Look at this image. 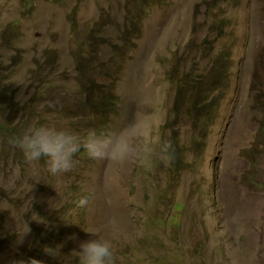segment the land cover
Listing matches in <instances>:
<instances>
[{
  "label": "rangeland",
  "instance_id": "obj_1",
  "mask_svg": "<svg viewBox=\"0 0 264 264\" xmlns=\"http://www.w3.org/2000/svg\"><path fill=\"white\" fill-rule=\"evenodd\" d=\"M212 2L0 0V264H80L87 230L115 264H264V0H219L209 16ZM205 38L230 74L193 143L183 113L174 124V64H208ZM100 83L116 94L102 131L137 128L164 151L116 162L81 150L56 175L27 160L13 139L30 126L95 129Z\"/></svg>",
  "mask_w": 264,
  "mask_h": 264
},
{
  "label": "clouds",
  "instance_id": "obj_2",
  "mask_svg": "<svg viewBox=\"0 0 264 264\" xmlns=\"http://www.w3.org/2000/svg\"><path fill=\"white\" fill-rule=\"evenodd\" d=\"M27 160L43 159L51 174H61L71 170L75 165L74 157L84 150L94 160H112L125 162L146 155H159L156 146L145 144L137 128L106 129L102 132L89 130L81 136L71 130L46 124H36L27 128L13 139ZM169 149L171 146H168ZM87 198L81 201L86 204ZM89 238L79 242L78 254L80 264H115L111 242L100 238L97 233L87 230ZM30 264H41L31 260Z\"/></svg>",
  "mask_w": 264,
  "mask_h": 264
},
{
  "label": "trees",
  "instance_id": "obj_3",
  "mask_svg": "<svg viewBox=\"0 0 264 264\" xmlns=\"http://www.w3.org/2000/svg\"><path fill=\"white\" fill-rule=\"evenodd\" d=\"M29 5H32V0H27ZM137 4L146 3L149 0H136ZM219 6V0H213L212 3L206 5V9L209 16L212 15L213 9ZM142 11L138 8L136 12H132V17L136 19ZM216 13V12H214ZM222 27H219L221 29ZM209 40L205 38L199 45L192 43L190 39L185 47L183 53L179 54L177 58H181L186 52L196 46V49L201 53H205V57L209 58L208 64L205 63L202 67L196 56H190L189 65L181 66L180 62L174 64V82L176 84V92L174 98V124H178L181 119L185 117L190 125V130L194 132L193 143L200 140L204 132H207V128L213 123L219 104L224 97L222 89L229 82V68L226 61V57L221 53L212 55L209 44ZM88 52L94 56V45H92ZM179 52V50H176ZM83 46L79 45L75 55L79 65L82 62ZM90 61V59H87ZM94 60V57H93ZM89 65V64H88ZM92 70L99 69L90 66ZM200 69H202L200 71ZM90 91L93 87H87ZM116 94L114 91H108L106 86L99 84L96 87V96L92 99V105L95 109L94 113L100 115L101 119L94 123L96 131H102L103 127L109 117L112 105H115ZM183 113V117L181 114ZM261 135H264V124L260 128ZM176 141L177 135L174 136Z\"/></svg>",
  "mask_w": 264,
  "mask_h": 264
}]
</instances>
